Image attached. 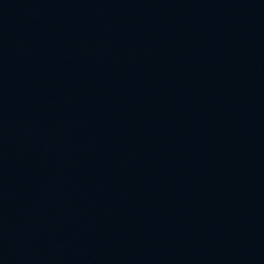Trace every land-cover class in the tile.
Returning <instances> with one entry per match:
<instances>
[{
	"label": "water",
	"instance_id": "water-1",
	"mask_svg": "<svg viewBox=\"0 0 264 264\" xmlns=\"http://www.w3.org/2000/svg\"><path fill=\"white\" fill-rule=\"evenodd\" d=\"M0 264H264V0H0Z\"/></svg>",
	"mask_w": 264,
	"mask_h": 264
}]
</instances>
